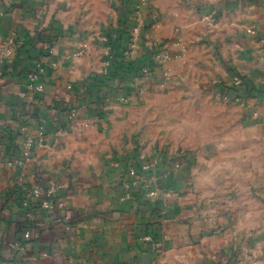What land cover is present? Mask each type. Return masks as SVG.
<instances>
[{"label":"crops","instance_id":"crops-1","mask_svg":"<svg viewBox=\"0 0 264 264\" xmlns=\"http://www.w3.org/2000/svg\"><path fill=\"white\" fill-rule=\"evenodd\" d=\"M139 2L0 0V264H264V0Z\"/></svg>","mask_w":264,"mask_h":264},{"label":"built area","instance_id":"built-area-1","mask_svg":"<svg viewBox=\"0 0 264 264\" xmlns=\"http://www.w3.org/2000/svg\"><path fill=\"white\" fill-rule=\"evenodd\" d=\"M139 4L137 6V12L136 13H140V7L145 3V0H139ZM138 33V29H136L134 31V35L136 36ZM135 37H133V44L132 47H134V43H135ZM13 49H14V45L13 42H9L7 44V46L4 48L3 52H2V57L0 58V65H2L4 63V59L11 55L13 53ZM81 51H77L74 53V56H78L80 55ZM45 66L44 65H39L37 66V68H35L33 71H31L29 73V77L33 82V86L36 88V90H42L43 89V84L40 81V75L45 73ZM167 75V74H166ZM242 80L240 77H236L235 78V84L239 85L241 84ZM225 98H228L227 96H225ZM31 145H28L25 151V155H29V151H30V147ZM155 163H144L142 165H140V169L142 172H145L148 174L147 177L145 178V184H144V188H143V197L147 198L149 200L152 201H156L159 197L158 191L154 188L153 186V180H154V176H153V171L155 170ZM139 168L132 166L129 169V174L131 176H137L139 173ZM141 172V173H142ZM126 187H129V185L127 184ZM30 195L31 196H36V197H41L43 196V199L41 201V204L44 208H55L57 206H61V203L59 201H57L56 199V186L55 185H51V186H35L31 189L30 191ZM148 241H152L151 237H146L145 238Z\"/></svg>","mask_w":264,"mask_h":264}]
</instances>
